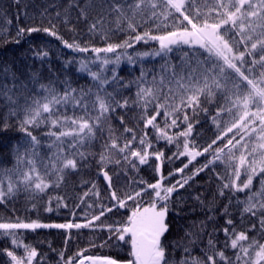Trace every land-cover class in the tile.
<instances>
[{"label": "snow or ice", "instance_id": "6c2138e0", "mask_svg": "<svg viewBox=\"0 0 264 264\" xmlns=\"http://www.w3.org/2000/svg\"><path fill=\"white\" fill-rule=\"evenodd\" d=\"M14 3L19 6L21 0ZM61 7L55 21L67 25L75 13L76 23H83L88 33L101 34L106 40L117 33L129 35L122 43H107L105 47L81 46L75 39L69 42L60 35L47 9L41 13L49 16L47 27L17 30V37L44 32L66 48L81 53L91 51L99 64L98 71H92L89 62L81 60L78 69L95 82V91L73 88L69 82L52 77L45 80L38 69L28 74L26 82L13 73L10 85H0V99L4 101L0 132L16 127L25 136L23 142L14 146L11 166L0 165V204L21 196L30 198L33 207L36 199L46 200L45 211L63 208L75 218L76 210L83 211L81 205L85 200L81 197L80 203H76L67 193L60 194L67 185V177L78 174L90 162L86 149L97 134L103 135L105 122L118 117L124 126L125 142L109 135L111 143L104 146L108 154H99L97 166L106 182L107 203L100 202L98 214L94 212L89 218L85 213L84 223L19 219L0 222V236L9 239L13 246L11 250H0V255H6L8 264H41L36 248L22 245L19 230L98 228L107 233L101 246L128 245L131 258L95 257L86 255L87 250L82 249L66 260L60 253L63 264H264V242H261L264 240V0H67ZM149 42L157 45V50L138 53V58L156 56L165 62L158 73L141 69L130 105L129 99L114 87L130 85L122 81L115 67L107 66L120 64L121 56L115 55L118 50ZM175 52H182L176 63L169 59ZM101 53L114 54L115 58L101 57ZM34 54L41 60L49 55L39 49ZM127 60L130 64L136 62L131 54ZM106 72L111 76L105 75ZM136 107L140 109L137 122L143 125L139 133L124 124L123 116H118L119 111ZM189 111L202 113L217 129L207 145L198 147L191 142L193 123ZM181 119L185 128L175 136L169 135L167 129L178 127ZM149 128L157 133V140L175 143L177 152L167 159L184 157L188 161L168 177L159 163L164 153L153 149L151 140L146 138ZM41 129L42 135L36 134ZM42 137H47V144ZM45 148L47 152L43 151ZM113 150L120 157L114 162L110 158ZM201 156L206 163L184 176L189 165ZM150 160L154 162L150 166L158 173L155 182L133 181L136 186L131 191L117 190L109 165L139 171ZM218 161L226 165L224 174L216 172L220 182L218 195L224 196L225 190L245 194V200L238 204L242 215L258 220L260 239L250 237L246 230L237 231L229 217L222 229L226 237L224 249H219L209 236L210 252L202 258L192 257L189 247L180 240L166 242L171 231L169 214L180 204V190L191 187L190 181L200 173L215 172ZM177 173L182 174L181 179L173 183L169 177ZM114 175L119 180L120 173ZM90 191L99 197L95 185ZM88 196L85 192L84 197ZM97 202L93 200L87 207L92 209ZM129 202L133 207L125 220L103 223L102 218L127 209ZM224 215H229L227 207ZM205 227L200 225L201 230ZM256 228L257 224H252L250 230ZM185 238L194 243L200 234L186 231ZM21 247L22 256L16 254ZM229 247L234 250V259L225 254ZM176 249H182V258L173 256L172 250Z\"/></svg>", "mask_w": 264, "mask_h": 264}, {"label": "trees", "instance_id": "16d2710c", "mask_svg": "<svg viewBox=\"0 0 264 264\" xmlns=\"http://www.w3.org/2000/svg\"><path fill=\"white\" fill-rule=\"evenodd\" d=\"M66 2L67 0H21V4L17 6L14 0H0V85L6 83L10 85L13 73L21 82H26L28 74L32 70L38 69L45 80L52 77L59 81L69 82L73 88H93V91H95V82L92 81L91 77L86 72L78 71L81 60L89 62V67L92 71H98L99 60L95 59V53L91 51L81 53L66 48L60 40L44 32L24 33L17 37V30L20 27H47L49 16H41V13L47 9L50 17L57 23L60 35L69 42L75 39L81 46L91 48L105 47L107 43H122L128 38V33H117L107 40L101 34L88 33L83 23H76L75 13L72 14L71 22L67 25L55 21L56 12L62 11L61 6L65 5ZM204 11H207V9H204ZM17 39H19V43H17ZM37 49L47 51L49 53L48 57L43 60L37 58L34 54ZM156 50L157 45L152 42L135 44L134 48L118 50L115 54L121 56V62L118 66H107L109 69L115 67L117 75L125 84L130 85L127 88H120L119 85H114L122 97L129 99L130 105L135 98L137 91L136 81L141 69H150L158 73L165 62L156 56L139 59L137 54L144 52L154 53ZM129 54L133 56L136 61L135 64L128 62L127 55ZM115 55L111 53L100 54L101 57L107 56L110 59H114ZM181 55L182 52H175L171 54L169 59L176 63L179 62L176 58ZM105 75L110 77L111 73L106 72ZM109 90L111 91L112 89L109 88ZM3 107L4 101L0 99V110H3ZM139 114L140 109L138 107L118 112V116L124 117V124L127 127L135 128L138 133L143 130V125L137 122ZM188 115L190 122L193 123L191 142L198 147L210 143L217 131L215 126L202 113L189 111ZM158 119L163 127V117ZM225 119H228V117H225ZM123 127L118 117L105 122L103 135L97 134L96 139L86 149L90 162L78 174L67 177V185L62 187L60 194L64 195L67 193L70 199L76 203H80L81 197L85 200V204L81 205L83 211L76 210L75 218L63 208L53 212L45 211L46 200L36 199L34 201L35 207H33V202H30V198L21 196L14 201L0 204V222H15L19 219L23 222L39 220L42 223H68L74 220L76 223H84L85 213H87L89 218L94 212L98 214V209L101 206L100 202L107 203L106 182L103 180L102 175L99 174L100 169L97 166L99 154L101 152L108 154L104 146L106 143H111V140L108 139L109 135L114 138L118 137L121 143L125 142L126 134L123 131ZM184 128L185 125L181 119L178 127L168 128L167 132L169 135L175 136ZM109 129H111V133H109ZM42 133L43 129L36 134L42 135ZM156 136L157 133L149 128L146 138L151 140L153 149L164 153V158L159 163H161V170L164 176L168 177L169 173L175 172L179 167H183V164L188 161L184 157L172 160L167 159L177 152V147L175 143L169 144L166 140H157ZM42 138L44 143L47 144V137ZM24 140V133L20 132L16 127H12L6 132H0V165L11 166L9 162L13 160L14 146ZM43 151L47 152V148L43 149ZM93 157L95 158L94 160L92 159ZM110 158L113 162L120 159L114 150L111 152ZM208 158L211 159L210 156ZM153 163L150 160L149 164L140 166L139 171L135 169L129 170L127 167L121 169L109 165L108 167L112 169L109 174L113 176V181L118 191H131L136 186L133 181L155 182L156 178H158V173L153 166H150ZM204 163H206L205 157H198L197 160L189 165L183 175H191L196 168ZM225 167V164L218 161L215 172L206 170L200 173L194 181H190L191 187L186 186L185 189L180 190L181 200L179 206L169 214L171 231L167 234L166 242L172 244L180 240L183 246L189 247L192 257L202 258L204 253L210 252L207 247L209 236H211L219 249H224L226 237L222 229L227 226L225 221L229 217L233 219L237 231L246 230L250 237L260 239L261 233L258 220L254 217L242 215L238 204V201L245 200V194H232L225 190L224 196L218 195L220 182L216 179V172L224 174ZM114 173H120L119 180H116ZM181 175L177 173L175 176L169 177V179L175 183L176 180L181 179ZM85 181L90 183H85ZM254 184L257 188L259 187L255 180ZM92 185H95L99 197L92 195L90 191ZM85 192L89 193L88 197H84ZM197 196L200 197V200L196 199ZM147 199L145 197V201ZM93 200L98 202L94 208L89 209L87 204H91ZM132 207L131 202H129L127 209H122L115 214H109L107 219L102 218L103 223L110 224L115 221L125 220L127 215L130 214ZM226 207L228 216L224 215ZM201 224L206 225L203 230L200 228ZM252 224H257L255 230H250ZM186 231L200 234V239H197L194 243L191 242L189 238H185ZM18 238L22 245H30L36 248L39 254L37 259L41 260V264H63L60 253L64 254V259L66 260L68 257H74L82 249L87 250L86 255L95 257L111 256L118 257L121 260L131 258L128 245L120 247L101 246L103 241L107 239V233L100 231L98 228L19 230ZM261 242H264V240H261ZM93 244L96 246H92ZM12 247L9 239L0 236V250H11ZM233 251L229 247L225 250V254L234 259ZM172 252L176 259L184 256L182 249L172 250ZM16 254L24 255L23 247L16 249ZM0 264H8L6 255H0Z\"/></svg>", "mask_w": 264, "mask_h": 264}]
</instances>
